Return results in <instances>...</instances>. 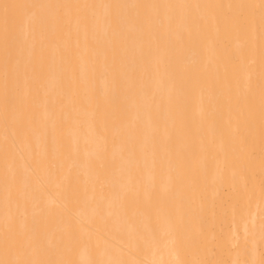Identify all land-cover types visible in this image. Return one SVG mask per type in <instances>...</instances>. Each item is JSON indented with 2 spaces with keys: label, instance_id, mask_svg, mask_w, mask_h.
<instances>
[{
  "label": "bare ground",
  "instance_id": "obj_1",
  "mask_svg": "<svg viewBox=\"0 0 264 264\" xmlns=\"http://www.w3.org/2000/svg\"><path fill=\"white\" fill-rule=\"evenodd\" d=\"M262 181L261 0H0V259L262 264Z\"/></svg>",
  "mask_w": 264,
  "mask_h": 264
},
{
  "label": "snow or ice",
  "instance_id": "obj_2",
  "mask_svg": "<svg viewBox=\"0 0 264 264\" xmlns=\"http://www.w3.org/2000/svg\"><path fill=\"white\" fill-rule=\"evenodd\" d=\"M4 9V17H3V23L5 25V29L7 30V26L9 24L10 19V13L13 10H17L20 13L23 14V16L20 18V22L23 23V17H26L28 20L29 25L31 26V29L33 33H39L41 35V38H43V18L40 15V10L44 8H76V9H95V8H105V9H115L119 10L122 8L127 7H135V8H158L161 7L160 5H123V4H83V5H46L41 3H18V4H3L2 5ZM165 7H172L170 5ZM261 9L264 10V0H261ZM112 20L113 18L111 16H105L104 23L106 26V37L111 35L110 29L112 26ZM117 20H119V17L117 16ZM95 23V21H94ZM31 47L33 49L36 48V39L33 38ZM92 73L94 76L95 68L93 67ZM91 83V81H89ZM142 113L137 112V118H141ZM82 129V146L85 151V154H88L87 149L90 144H95L97 151H106L108 147V139L105 136H102L99 132L96 131V129L91 124H81L80 125ZM35 131V129H33ZM79 154V149H77L75 152L71 151L69 152V156L71 158V164L72 166H75L77 164V159L75 158ZM133 153L129 152V158ZM19 158L22 161H25L24 155L21 153ZM28 161H25L24 167L27 169L29 167ZM34 176L32 178L33 182L38 183L39 177L38 175H35V169H32ZM262 184H264V181H262ZM25 187H28V181L25 180ZM0 264H60V262L57 261H46V260H35L31 258H26L23 260H3L0 259ZM95 264V262H93ZM100 264H127L126 261L121 259H111L107 261H102ZM187 264H204L203 261H190L187 262ZM264 264V262H262Z\"/></svg>",
  "mask_w": 264,
  "mask_h": 264
}]
</instances>
